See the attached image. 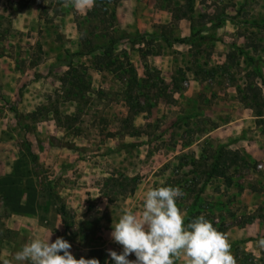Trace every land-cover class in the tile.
<instances>
[{
	"label": "rangeland",
	"instance_id": "obj_1",
	"mask_svg": "<svg viewBox=\"0 0 264 264\" xmlns=\"http://www.w3.org/2000/svg\"><path fill=\"white\" fill-rule=\"evenodd\" d=\"M193 2L191 24L188 0H119L110 22L88 15L94 0H0V261L18 264L42 225L120 254L122 210L173 186L185 225L204 215L235 264H264V0ZM123 33L138 38L74 57ZM220 156L239 160L222 177Z\"/></svg>",
	"mask_w": 264,
	"mask_h": 264
},
{
	"label": "clouds",
	"instance_id": "obj_2",
	"mask_svg": "<svg viewBox=\"0 0 264 264\" xmlns=\"http://www.w3.org/2000/svg\"><path fill=\"white\" fill-rule=\"evenodd\" d=\"M71 2L80 9L92 0ZM182 195L178 187H156L146 192L142 215L122 210L112 225L111 238L123 248L120 254L109 251L114 264H174L180 255L187 258V264H235L227 239L204 215L185 225L177 206ZM50 237L32 239L15 253L14 260L18 264H99L96 259H76L66 239L58 237L50 242ZM258 245L264 248V238ZM132 254L134 260L129 259Z\"/></svg>",
	"mask_w": 264,
	"mask_h": 264
},
{
	"label": "trees",
	"instance_id": "obj_3",
	"mask_svg": "<svg viewBox=\"0 0 264 264\" xmlns=\"http://www.w3.org/2000/svg\"><path fill=\"white\" fill-rule=\"evenodd\" d=\"M119 2V0H94L93 3V9L91 12H89V16H92L93 18H98L99 20H101L102 22H110V21H115V14L110 12V8L109 6L111 4L117 5ZM181 9H185V14H183L184 16H182L181 18H186L188 19L191 24L195 21V17H194V2L193 0H188V3L184 6L181 7ZM179 18V19H181ZM255 27L264 30V24L262 25H256ZM138 38V36H130L127 34H122V37L119 39H115V38H111L109 43L107 45H102V46H97L95 48H93L90 51L87 52H79L77 54H74V57L76 56H85V55H90L93 54L99 50H104L105 53H110L114 50V47L120 42V40L128 38V39H133V38ZM140 39L144 40L145 37H149L151 40L154 39V36L152 34H142L139 36ZM164 41L168 44V45H191L193 43L192 41V36L189 37H183V38H179V39H170L169 37L164 36L163 37ZM70 67V66H69ZM255 75H257V77L260 78L261 83H264V78L262 76V73L256 69ZM77 84V82H76ZM81 87V86H80ZM256 88L249 90L252 93H256V94H261V89L259 88L260 86H255ZM256 89V90H255ZM255 101L258 100V96H253ZM227 160H232L233 164L238 163V158H235V160L226 157L225 159H221L219 157H216L214 160V164L211 167V173L213 174H218L220 177L224 176L226 173L225 168H221L220 166V162H226ZM125 194L122 193L120 194V196H124ZM115 198L112 200V202L115 201ZM248 241H252V240H248Z\"/></svg>",
	"mask_w": 264,
	"mask_h": 264
},
{
	"label": "crops",
	"instance_id": "obj_4",
	"mask_svg": "<svg viewBox=\"0 0 264 264\" xmlns=\"http://www.w3.org/2000/svg\"><path fill=\"white\" fill-rule=\"evenodd\" d=\"M258 231L261 233V235H264V227H261L260 224ZM51 226H46V225H42L41 228H39V230L29 236V239L27 240V242H31L32 239H43V240H47L50 236V242H54L58 237L56 235L52 234L51 231ZM61 236V235H60ZM108 246V243H107ZM107 246L103 248H100L101 250H94L92 248H88L85 245L83 247L78 246L80 249L78 250L77 248H71L70 251L72 252V254L75 256L76 259H80V258H85V259H96L99 261V264H109L110 261V255L106 252V248Z\"/></svg>",
	"mask_w": 264,
	"mask_h": 264
}]
</instances>
